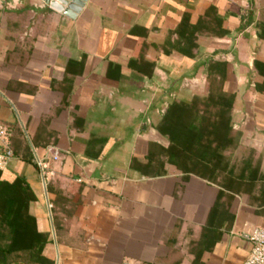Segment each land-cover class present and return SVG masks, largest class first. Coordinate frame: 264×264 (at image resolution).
<instances>
[{
    "label": "crops",
    "instance_id": "1",
    "mask_svg": "<svg viewBox=\"0 0 264 264\" xmlns=\"http://www.w3.org/2000/svg\"><path fill=\"white\" fill-rule=\"evenodd\" d=\"M81 1L72 18L0 0L15 154L2 180L36 197L24 236L0 230V264H244L264 228V0ZM212 62L236 93L240 144L218 168L177 167L160 126L171 104L208 94Z\"/></svg>",
    "mask_w": 264,
    "mask_h": 264
},
{
    "label": "trees",
    "instance_id": "2",
    "mask_svg": "<svg viewBox=\"0 0 264 264\" xmlns=\"http://www.w3.org/2000/svg\"><path fill=\"white\" fill-rule=\"evenodd\" d=\"M256 66L264 67V62L257 61ZM218 68V62L209 64L206 96L174 102L162 120L160 129L170 137L166 155L169 162L177 167L192 168L204 163L218 168V162L224 160L221 152H233L239 147L242 135L232 127L236 93L227 88L226 77L214 74ZM259 90L264 93V82ZM35 199L26 179L4 182L0 171V230L8 227L15 232L14 236H24L32 227L29 205ZM38 256H41V251L32 252L35 261Z\"/></svg>",
    "mask_w": 264,
    "mask_h": 264
},
{
    "label": "built area",
    "instance_id": "3",
    "mask_svg": "<svg viewBox=\"0 0 264 264\" xmlns=\"http://www.w3.org/2000/svg\"><path fill=\"white\" fill-rule=\"evenodd\" d=\"M9 128L0 123V171L4 170L9 162L15 157L13 150L9 145ZM54 161L60 159L58 152L52 155ZM39 168L45 181V172L48 169L46 158L43 160L38 159ZM252 242V250L245 260L244 264H264V228H256L250 236Z\"/></svg>",
    "mask_w": 264,
    "mask_h": 264
},
{
    "label": "water",
    "instance_id": "4",
    "mask_svg": "<svg viewBox=\"0 0 264 264\" xmlns=\"http://www.w3.org/2000/svg\"><path fill=\"white\" fill-rule=\"evenodd\" d=\"M46 3L49 4L53 10L72 18L75 17L74 12L79 11L81 6L84 5L81 0H46ZM70 9H72L73 12L70 11Z\"/></svg>",
    "mask_w": 264,
    "mask_h": 264
}]
</instances>
